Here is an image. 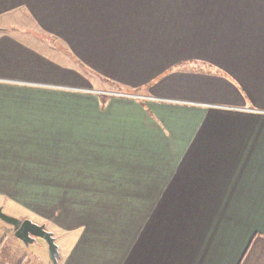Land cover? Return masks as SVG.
<instances>
[{"label": "crops", "instance_id": "1", "mask_svg": "<svg viewBox=\"0 0 264 264\" xmlns=\"http://www.w3.org/2000/svg\"><path fill=\"white\" fill-rule=\"evenodd\" d=\"M0 21V201L77 231L59 264H264V0H0Z\"/></svg>", "mask_w": 264, "mask_h": 264}, {"label": "rangeland", "instance_id": "2", "mask_svg": "<svg viewBox=\"0 0 264 264\" xmlns=\"http://www.w3.org/2000/svg\"><path fill=\"white\" fill-rule=\"evenodd\" d=\"M0 22H1L0 24H8L9 22H12V21H0ZM186 60L187 62L184 64V66L191 68V69L197 67L195 65H197V63L199 62L197 58H193V59L190 58ZM179 65H183V62H181V64ZM96 81L98 84L105 85V87L107 88L106 90L108 91L115 92L116 94L127 93V92L122 91V88L120 87V85H115L113 83L103 82V81L102 83H100L98 82L99 80L97 78H96ZM132 95L134 94H129L128 96L134 97ZM141 97L144 98L145 96H141ZM0 204H1L0 206H2L3 204L2 210L8 215L19 218V217L24 216L25 213H27L17 203L11 201L10 199H7V198L4 199V202L2 200L0 201ZM28 215L32 219L37 220V223H45L44 222L45 220L42 218L35 217L31 215L29 212H28ZM30 217L29 219H31ZM24 218H21V219H24ZM89 225L90 227H92V230H98V229L101 230L102 227H105V228H102L103 230H109V227L113 226L110 228V231L112 232V231H115L116 229L117 220L115 218H108V217L99 218V219L89 218ZM94 226L97 228H95ZM10 227H12L10 224L0 220V264H52L48 256L47 245L43 239L36 237L34 241L29 242L28 244H25L21 240L15 238L12 235L11 230L9 232ZM46 228L48 229L47 226ZM76 232L77 231H74V230H70L68 232H63L61 230L57 234V238H56L57 245H59L60 248H64L65 245L68 242H70L72 238H74V235L76 234ZM53 233L54 235L56 234L54 231Z\"/></svg>", "mask_w": 264, "mask_h": 264}, {"label": "water", "instance_id": "3", "mask_svg": "<svg viewBox=\"0 0 264 264\" xmlns=\"http://www.w3.org/2000/svg\"><path fill=\"white\" fill-rule=\"evenodd\" d=\"M0 220L10 224L14 229L15 238L28 244L39 237L43 239L47 245L48 256L52 264H58L61 258L58 245L56 243L53 231L46 228L45 223H37L29 218H18L6 214L0 206Z\"/></svg>", "mask_w": 264, "mask_h": 264}, {"label": "flooded vegetation", "instance_id": "4", "mask_svg": "<svg viewBox=\"0 0 264 264\" xmlns=\"http://www.w3.org/2000/svg\"><path fill=\"white\" fill-rule=\"evenodd\" d=\"M13 231H14V229H13Z\"/></svg>", "mask_w": 264, "mask_h": 264}]
</instances>
